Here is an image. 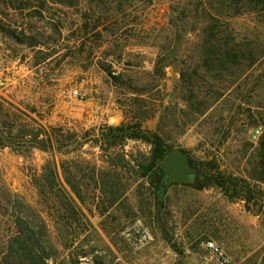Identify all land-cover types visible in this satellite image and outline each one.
<instances>
[{"label":"rangeland","instance_id":"obj_1","mask_svg":"<svg viewBox=\"0 0 264 264\" xmlns=\"http://www.w3.org/2000/svg\"><path fill=\"white\" fill-rule=\"evenodd\" d=\"M202 1L49 0L24 19L43 47L0 32V264H221L208 239L228 264H264V14L228 18L256 61L218 73L204 61ZM137 120L189 155L193 184L161 193L160 172L137 166L150 144L96 142ZM209 162L246 179L251 201L207 184Z\"/></svg>","mask_w":264,"mask_h":264},{"label":"trees","instance_id":"obj_2","mask_svg":"<svg viewBox=\"0 0 264 264\" xmlns=\"http://www.w3.org/2000/svg\"><path fill=\"white\" fill-rule=\"evenodd\" d=\"M49 0H0L4 6L12 10L15 14H19L23 21H9L5 19L9 17V13L0 9V32L16 41L19 44H26L29 47L44 46L37 36L30 33L26 28L24 19L27 17H43V9ZM61 4L72 6L76 0H52ZM37 2L40 5L33 4ZM205 0L201 4H204ZM199 6L196 5V10ZM204 10V11H203ZM201 14L206 16L207 25L204 31L207 36V41L204 44V52L206 54L204 61L208 66L209 71L215 70L218 73H223L228 69V65L232 64L241 68H250L256 61V52L253 48L251 39L247 36L239 38L236 31L231 27V20L228 18L242 15L245 13L261 12L264 14V0H210L209 6L203 8ZM198 12V11H196ZM222 17L224 21H222ZM5 18V19H4ZM8 21V19H7ZM226 21V22H225ZM30 33V34H28ZM12 50V49H11ZM44 55L45 62L49 58V54L39 51ZM48 56V57H47ZM246 65L243 67L242 65ZM41 64V63H40ZM221 76V75H219ZM61 129H53L52 132L46 133V140L52 144L53 140H59ZM30 132L20 131L19 138L30 135ZM34 139L38 140L39 133H33ZM70 138H75V134L70 135ZM107 139L110 148L123 149L126 142L129 140L144 141L152 146L150 155L146 156L144 161L138 163L142 177L150 178L155 181L154 177L159 168L160 162L164 157L174 148H171L164 140V138L153 131L145 129L141 121H124L118 125L106 126L101 131V137L96 139L100 142ZM59 142V141H58ZM46 150V149H45ZM210 170L206 172V177L209 180L207 184L217 185L225 195L231 199H245L251 201L252 189L245 187L246 179L240 178L233 174H225L219 167L211 162ZM157 172V173H156ZM162 180L158 183L159 192H164L168 183L166 182L165 174L160 172Z\"/></svg>","mask_w":264,"mask_h":264},{"label":"water","instance_id":"obj_3","mask_svg":"<svg viewBox=\"0 0 264 264\" xmlns=\"http://www.w3.org/2000/svg\"><path fill=\"white\" fill-rule=\"evenodd\" d=\"M157 172L165 174L168 184H193L196 180L195 167L181 148L171 150L160 162Z\"/></svg>","mask_w":264,"mask_h":264},{"label":"built area","instance_id":"obj_4","mask_svg":"<svg viewBox=\"0 0 264 264\" xmlns=\"http://www.w3.org/2000/svg\"><path fill=\"white\" fill-rule=\"evenodd\" d=\"M261 133V129L257 128L254 131V137L257 138ZM205 247L212 257H214L221 264H228L231 257L224 249L213 239H208L205 242ZM82 264H90L88 259L83 258Z\"/></svg>","mask_w":264,"mask_h":264}]
</instances>
